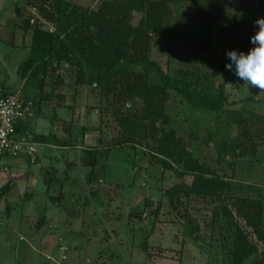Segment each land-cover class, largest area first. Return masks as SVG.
<instances>
[{"label":"rangeland","instance_id":"1","mask_svg":"<svg viewBox=\"0 0 264 264\" xmlns=\"http://www.w3.org/2000/svg\"><path fill=\"white\" fill-rule=\"evenodd\" d=\"M65 1L77 9L81 8L82 10H78L81 12L98 9L103 0ZM43 2L44 0H0L2 90L14 92L23 86L30 89L28 82H24L20 87L23 83L21 65L28 58L34 28L41 26L49 30H59V26H65V29L69 26L65 21L61 23L59 20V25H56L46 20L40 13V8L45 12L51 3ZM263 4L264 0H171L169 6L172 12L170 18L164 20V28L169 29L171 25L176 24V18L180 15L187 16L192 23L204 13L206 16L210 15L214 20L211 49L203 50L157 35L152 39L150 56L154 61L169 68L173 76H177L182 70H189L207 79L220 81L225 78L223 66L229 62L226 52L233 49L244 51L241 47L225 45L220 40L226 19L229 15L245 10H257L247 30L251 38L257 30L254 22L259 17H264L259 9ZM144 18L143 12L134 11L131 23L137 26ZM59 35L67 39L63 32H59ZM81 60L85 67L84 58ZM136 70L137 76L140 75V69ZM59 74L66 78L67 83L62 87V91L70 95L71 103L82 95V104L85 101L88 104H99L97 106L101 108L100 126L95 123V115L88 116L86 111L81 115V130H75L78 134H75L73 139L69 137L74 134L73 126L69 125L71 121L66 125L60 124V127L58 124L54 125L52 107L49 102H44V114L39 116V112L33 119V130L46 134L53 131L50 135L56 138L57 132L62 134L64 131L66 137H59L66 138L65 143L74 148L72 152H77L81 157L86 155V151L76 146L80 145L81 136L86 134L85 131L94 122L95 126H99L93 132L100 135L97 146L104 148L103 152H100L104 163L97 166V174L91 181L90 175L85 179L81 174L77 179L69 181L64 167H58L57 177H53L51 181V196L60 199H56V203L51 201L35 204L32 208L36 209V214H42L35 220H29L28 224L21 226L9 222L6 215L12 206H2L0 264H54L48 256L57 259L61 257V248H56L58 244L60 247L65 245L71 248L67 251V264H231L237 227L256 242L253 228L247 224L238 209L246 199L264 200V189L260 187L264 186V170L262 173L251 171V175L246 176L252 178L259 186L248 185L244 181L246 179H242V174L246 173L245 169L249 167L246 161L249 157H243L242 154L246 152L247 156H251L254 153L249 142L251 139H259L260 126L258 127L257 123L253 126L250 124L248 134L244 126L246 114L243 111L264 114V92L240 81L228 70V103L222 112L193 108L182 95L171 91L166 104L170 123L164 125L163 130L167 133L174 132L179 141L191 149L194 157L199 159L205 169L213 173L208 176L211 181H215H208L211 185L204 188V182L198 175H190L191 172L186 170L183 163L174 158L173 161L157 150L160 142L176 148L174 142L164 138L162 125L158 124L159 133L151 132L154 136L149 138L141 129L136 130L135 126L124 130L117 121L115 113L118 108L122 109L124 114L129 111L141 114V102L118 104L115 96H101L99 89L94 85L79 86L77 68L66 62L59 66L56 63L52 65L48 83L52 80L51 77L56 78ZM149 81H160L152 69L149 71ZM50 91L51 87L48 86L47 92ZM91 92L96 97H91ZM87 95L91 98H87ZM250 96H254L257 101H246L245 98ZM48 101H51V105L60 102L57 98ZM37 122L41 123V126H38ZM127 138H131V141L124 143ZM57 139L60 144H64L61 139ZM48 149V146L44 148L41 144L38 145V156L42 165H47L43 152ZM50 152L54 158H58L68 151L54 146ZM19 154L17 161L22 164V168L29 169L26 150ZM93 155L97 156V153L93 152ZM4 156L8 155L1 157ZM1 157L0 167L4 161L9 160L5 158L3 161ZM41 164L37 161L31 165L32 169L41 171ZM258 164L264 165V158L263 162ZM182 173L186 174L183 178L185 183H193L191 189L197 186V182L201 185L199 191L212 189H207L204 194L185 192L183 187L180 189L176 184L181 181L179 175ZM214 175H219L221 179ZM219 182L225 184L222 191L216 188ZM168 191L170 194L173 192L172 198ZM18 192L17 189L16 193ZM12 203L22 206L21 199H15ZM246 205L248 207V204ZM46 211L55 219H49L51 222L48 220L47 225ZM193 231L195 232L191 233ZM258 244L260 254L264 246L261 242ZM149 256L154 257L153 261Z\"/></svg>","mask_w":264,"mask_h":264},{"label":"trees","instance_id":"2","mask_svg":"<svg viewBox=\"0 0 264 264\" xmlns=\"http://www.w3.org/2000/svg\"><path fill=\"white\" fill-rule=\"evenodd\" d=\"M45 1L51 3V6L45 12H42L40 8L43 17L56 25H59V20L61 23L65 21L70 28L67 25L66 29L65 26L62 28L59 26V30H49L40 26L33 30L28 58L21 65V76L26 83L30 84L29 90L32 89L37 94V96H29L23 93L24 97L34 101L36 115L41 110L39 103L42 100L57 98L60 101L55 103L57 105L65 102L66 95L62 93V87L66 84L65 78L59 74L56 78L51 77L52 80L48 83V74L54 63L59 66L66 62L77 68L79 86L94 85L99 89L101 96L106 98L110 95L115 96L118 104L128 105L141 102L143 105L141 114L134 111L124 114L122 109H117L115 115L124 130L135 126L136 130L141 129L150 138L154 136L152 133H159L157 125H162V131L165 132L163 133L164 138L171 143L174 142L176 148L160 142L157 150L163 156L183 163L186 170L191 172L190 175L195 177L198 175L199 179L204 182L202 185L204 188L211 185L208 181L214 182L215 180L211 181L208 175H213V173L205 169L199 159L194 157L191 149L183 145L174 132L167 133L163 130L164 125L170 123V118L166 113V104L170 99L171 91H176L193 108L222 112L228 103L226 65L223 66L225 78L220 81L207 79L189 70H182L177 76H173L169 68L151 58L150 48L152 39L160 35L166 39L210 50L214 31L212 17L204 13L192 23L187 16L180 15L176 18L178 20L176 24L165 29L164 20H168L172 12L169 6L171 0H103L98 9L81 12H78L82 10L81 8L77 9L65 0ZM45 6L47 7L46 4ZM259 9L264 16V4ZM134 11L145 14V18L137 26L131 23ZM256 13L257 10H245L229 15L220 35L222 43L232 47H241L245 52L248 51L251 43L247 30ZM59 32H63L67 39H63ZM83 58L86 62L85 67L81 60ZM136 68L140 69L138 76ZM150 69L159 76V83L149 81ZM48 86L51 87L50 92H47ZM245 100L257 101L254 96L247 97ZM243 113L246 114L244 126L248 134L253 124L257 123L258 127L260 126L258 128L259 139H251L249 142L254 153L251 156H247L246 152L242 154L243 157L254 158L258 147L264 143V115L250 110H244ZM33 132L35 133L34 130ZM35 137L38 142L62 145L56 136L35 133ZM127 139L124 143L131 141V138ZM103 150L104 148H99V146L86 149V152L92 154L91 157L93 156L89 181L95 178V167L100 159V152ZM93 152L97 153V156H94ZM185 175V173L180 174L181 181L176 183L177 187L180 189L183 187L185 192L204 194L207 193V189H212L199 191L198 188H201L199 182L191 189L193 183H185L183 179ZM214 176L221 179L219 175ZM52 179L53 176L47 177L46 181L51 182ZM216 188L222 191L225 189V184L219 182ZM7 190H9V185L2 188L0 195L6 194ZM167 193L170 198L174 195L173 192L172 194L169 191ZM49 198L52 202L60 199L50 194ZM238 210L247 224L253 228L252 232L256 236V242L237 227L231 264H264V248L258 254V242L264 246V200L246 199ZM56 248H60V244L56 245Z\"/></svg>","mask_w":264,"mask_h":264},{"label":"crops","instance_id":"3","mask_svg":"<svg viewBox=\"0 0 264 264\" xmlns=\"http://www.w3.org/2000/svg\"><path fill=\"white\" fill-rule=\"evenodd\" d=\"M22 81H23V83L20 87H22L26 83L25 79H23ZM65 81H66V78H65ZM66 83H67V81H66ZM86 86H84V87H86ZM21 89L25 95H29V96L36 95L37 96V94L35 92L30 91L28 88H25L24 86ZM62 93H64L66 95V100L61 105L60 104L57 105L54 103H52V105H51V101L42 100L39 103V106L41 108L39 116L44 114V109H45V103L44 102H49L50 106L52 107V110L54 112L51 115L52 119L54 121V125L58 124V127H60L62 124L66 125L69 123V121H71L69 123V125L73 126L72 131L74 134L72 136H69V137H71L73 139L76 136L75 134H78V133H75V130H78L80 127L81 120H82L81 115L83 113H85L86 111L88 112V116L95 115V123H97V125L100 126L101 108H99L100 106H97V105H99L98 103L97 104H88V103H86L87 101H85L82 104L80 102V98L82 97V95L78 96L79 100L77 99V101L75 100L73 103H71L70 95L66 91H64ZM91 94L93 95V96L91 95V97H96V95H94V93L91 92ZM86 97L91 98V97H88V95ZM261 114H263V113H261ZM38 121H40V120H38ZM37 123H38V126H41V123L40 124H39V122H37ZM87 123L89 124L88 120H87ZM95 123L92 122L93 125H89V128L87 129V131H85L86 134L83 135V137L81 136L82 131L80 132L82 142L80 143V145H77L76 148H83V150L86 151L87 148H91V147H93V145H95V146L98 145L100 135L94 134L93 130H95L96 127L98 128L99 126H95ZM32 129H33V127H32ZM79 130H81V128ZM35 133L39 134V135H50L51 133H54V132L50 131L48 134H46V133L36 132V130H35ZM57 135H58L57 138L61 139V141L64 144L56 145V144H53L52 142H50V143L40 142V144L44 148H45V146L49 147L48 151L43 152L44 155L46 156L44 162L47 165H42L41 161H40V157H39L38 164H41L40 165L41 171H37L36 169L35 170L32 169L31 165H33V164L29 162L28 158H26V159H27V162H28V165L30 166V168L29 169L22 168V164L19 161H17V159L20 157L19 156L20 154L8 155L6 157L0 156L3 161L5 158H9V160H6V162L4 161L3 166L0 167V191L2 190L3 187H5L6 185H9V190H7V193L4 195H0V211H1L2 206H6V207H7V205L12 206L11 211L8 212V215H6V218L9 222L12 221L15 224H21V226H23L26 223L28 224L29 220H31V219L35 220L42 214V213L40 215H38V213L36 214V209L32 208V207H35L34 206L35 204L50 203L51 202V200L49 198V194L50 195L53 194L52 193V187H53L52 185L53 184L50 181L47 182L46 178L47 177L50 178L52 176L57 177L58 167L59 168H60V166L64 167L66 178L69 181L72 179H77L79 177V174L83 175L85 179H88L90 172H91V168H92V157L89 154V152H85L86 155L85 156L82 155L80 157L77 154V152H72V151H74L73 146H71L70 144L68 145V143H65L66 141H64V140L66 138H63V137H66V134L64 131L62 132V134L57 132ZM59 135H63V137H59ZM93 142H95V143H93ZM91 144H92V146L90 147ZM54 146H56L58 148H63L65 151H68L67 154L64 153V155H61L58 158H54L53 153L50 152L51 149L54 148ZM263 151H264V143L258 147L257 154L254 158H248L246 160L247 165H249V167H248V169L246 168L245 171L247 170L248 174H247V172L242 174L243 175L242 179L243 180L246 179L244 181H246L248 183V185H251V186H253L255 184L258 185L257 183H255L253 181L252 178H246V176L251 175V171H261V173L263 172L264 165L258 164V162H261V163L263 162V158H264ZM70 154H72L71 157H70ZM73 155H74V158H73ZM101 160H103V159L100 158L96 167H95V174H97L96 173L97 166L99 167V165L104 163V160L103 161H101ZM62 162L64 164H62ZM255 163H257V165H254ZM242 166L244 167V164ZM42 172H43V174H41ZM261 173H259V174H261ZM59 184H61V182ZM49 187H50V189H49ZM63 187H64V185H63ZM260 187H262L264 189V186H260ZM17 189L19 190L18 193H16ZM15 199H21L22 206L19 205V203L13 204L12 202ZM46 210H48V208ZM5 212H7V211H5ZM45 216L47 219L46 225H47V221L49 219L51 221L55 220L54 217H52L48 211L45 212ZM149 258H151L150 260L153 261L152 259L154 257L149 256Z\"/></svg>","mask_w":264,"mask_h":264},{"label":"built area","instance_id":"4","mask_svg":"<svg viewBox=\"0 0 264 264\" xmlns=\"http://www.w3.org/2000/svg\"><path fill=\"white\" fill-rule=\"evenodd\" d=\"M6 92L0 89V156L17 155L26 150L29 162L37 163L40 142L36 140L32 129V121L36 117L35 103L24 97L21 88ZM60 248V258H48L54 264H67L69 248L65 245Z\"/></svg>","mask_w":264,"mask_h":264},{"label":"clouds","instance_id":"5","mask_svg":"<svg viewBox=\"0 0 264 264\" xmlns=\"http://www.w3.org/2000/svg\"><path fill=\"white\" fill-rule=\"evenodd\" d=\"M256 32L250 38L252 47L248 51L235 49L226 52V70L252 88L264 92V17L255 22Z\"/></svg>","mask_w":264,"mask_h":264}]
</instances>
